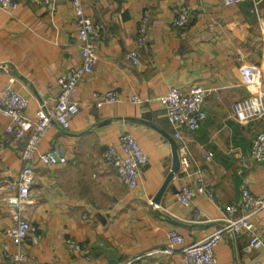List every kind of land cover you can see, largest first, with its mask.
Here are the masks:
<instances>
[{
    "label": "crops",
    "instance_id": "1",
    "mask_svg": "<svg viewBox=\"0 0 264 264\" xmlns=\"http://www.w3.org/2000/svg\"><path fill=\"white\" fill-rule=\"evenodd\" d=\"M18 1L13 12L0 9V88L13 85L29 101L25 113L35 117L41 104L55 107L59 77L81 63L78 26L72 0H55L54 12L43 0ZM83 1L86 14L104 24L109 37L98 44L94 70L74 95L79 112L70 129L52 126L40 145L39 152L62 145L67 163L35 161L22 217L37 230L21 245L20 264H185L180 253L160 252L169 230H177L186 244L200 241L223 225L226 212L219 207L237 202L244 187L264 195V162L252 156L264 117L242 123L232 116L233 104L250 94L239 67L251 63L264 71V0L234 5L224 0ZM182 5L190 8V21L175 28ZM145 10L147 49L136 41ZM135 49L138 63L126 56ZM172 86L209 91L206 120L195 131L181 129V139L175 138L160 102ZM111 91L117 101L104 102ZM134 96L141 100L135 102ZM8 123L0 117V138ZM123 133L148 156L136 189L125 185L103 156L110 146L119 148ZM172 139L190 150L191 168H180L153 206L150 201L172 167ZM24 165L11 147L0 151V264H18L5 256L18 251L5 234L16 224L6 197ZM201 167L207 169L205 182L214 199L196 192L185 207L176 194L192 183L189 173ZM255 222L264 233V210ZM69 240L84 245L88 254L73 250ZM215 252L216 264H264V247H250L246 235H226Z\"/></svg>",
    "mask_w": 264,
    "mask_h": 264
},
{
    "label": "built area",
    "instance_id": "2",
    "mask_svg": "<svg viewBox=\"0 0 264 264\" xmlns=\"http://www.w3.org/2000/svg\"><path fill=\"white\" fill-rule=\"evenodd\" d=\"M51 12L56 10L55 0H43ZM246 0H224L226 5H234ZM78 26L76 39L80 43L81 63L59 77L61 93L56 105L48 108L45 103L39 106L35 117H29L25 111L29 107L28 99L17 91L13 85L0 88V117L9 120L5 127L4 137L0 138V151L7 146L14 149L25 163L18 178L9 184L10 193L6 200L10 206V212L16 224L5 230L6 236L11 238L18 246L15 254L5 252V256L11 261L20 264L25 255L21 245L31 234L36 233L37 228L29 220L22 217V210L30 197L31 187L35 178L34 164L36 159L46 165H58L67 163L65 148L55 145L47 152H39L40 145L54 125L68 130L71 127V118L79 112V104L75 99V93L82 79L90 75L97 62V47L109 37L104 24L90 18L85 11L83 0H72ZM20 6L18 0H0V9L8 12L15 11ZM190 8L182 5L173 22V27L184 28L190 21ZM149 24V11L145 10L141 25L137 34V44L148 48L146 37ZM264 39V27L262 28ZM127 58L132 63H138L140 59L137 49L127 53ZM242 84L249 90V96L236 101L233 104L232 116L242 123H247L264 117V71L261 67L245 63L239 67ZM208 89L195 86L189 91H183L177 86H172L160 97V102L165 109L170 124L175 128V138L181 139V129L195 131L199 129L207 118L205 101ZM118 99L113 91L103 96L104 102L114 103ZM133 100L141 99L134 96ZM119 148L110 146L103 154L105 161L110 162L116 169L120 180L130 189H136L141 179L142 168L148 163L145 151L129 133H123L119 137ZM181 168L190 170L192 154L186 145L179 147ZM252 156L259 162H264V130L257 135L252 147ZM207 159H211L208 155ZM206 168H199L189 173L192 183L184 184L176 194L179 203L185 207L192 205L196 192L206 194L214 199L213 191L205 182ZM155 206L156 203L150 201ZM158 206V205H156ZM226 212L223 225L207 235L200 241L186 244L185 238L177 230L172 229L167 233V243L161 249V253L174 255L180 253L185 264H216L217 245L224 240L226 235L235 237L246 235L249 246L264 247V233L257 230L255 218L264 210V195L254 194L249 188L244 187L240 199L232 204L219 207ZM202 214L201 211H198ZM73 250L88 254V249L80 243L69 240ZM261 264V263H258Z\"/></svg>",
    "mask_w": 264,
    "mask_h": 264
},
{
    "label": "water",
    "instance_id": "3",
    "mask_svg": "<svg viewBox=\"0 0 264 264\" xmlns=\"http://www.w3.org/2000/svg\"><path fill=\"white\" fill-rule=\"evenodd\" d=\"M171 142H172V149H173L172 167H171V170H170L169 174L167 175L161 189L157 193L156 197L153 199V202L156 204L160 203V199H161L162 195L164 194L168 184L173 180L175 175L180 172V168H181L178 144L175 141V139H172Z\"/></svg>",
    "mask_w": 264,
    "mask_h": 264
}]
</instances>
